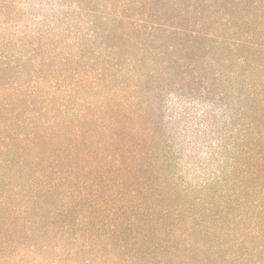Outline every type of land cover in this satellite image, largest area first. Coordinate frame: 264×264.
Masks as SVG:
<instances>
[{
	"label": "trees",
	"instance_id": "obj_1",
	"mask_svg": "<svg viewBox=\"0 0 264 264\" xmlns=\"http://www.w3.org/2000/svg\"><path fill=\"white\" fill-rule=\"evenodd\" d=\"M102 19L98 47L48 63L39 87L0 76V264H29L13 246L73 264H264V0H117ZM169 96L224 111L230 135L194 148L193 175L159 120Z\"/></svg>",
	"mask_w": 264,
	"mask_h": 264
},
{
	"label": "rangeland",
	"instance_id": "obj_2",
	"mask_svg": "<svg viewBox=\"0 0 264 264\" xmlns=\"http://www.w3.org/2000/svg\"><path fill=\"white\" fill-rule=\"evenodd\" d=\"M85 1L0 0V76L4 82L1 87L10 84L8 88L39 87L36 79L48 63L60 61L62 57H75L82 47L87 52L92 42L98 47L96 37L105 29L102 17L108 11L113 13L117 0H110L108 9L98 5L103 0H96L94 6ZM6 81L10 84H5ZM172 111L184 116L178 128L182 135L175 132L177 129L171 123ZM222 113V109L214 108L210 102L169 96L168 107L159 120L176 149L182 174L192 172L193 175L197 169L193 164L194 148L205 157L211 146L220 147L224 141L221 136L230 135L225 130ZM198 170L195 179L199 181L211 173L210 167ZM13 254L20 257L25 254L29 264H73L63 251L53 248L28 250L13 246L5 252V257L15 256Z\"/></svg>",
	"mask_w": 264,
	"mask_h": 264
}]
</instances>
